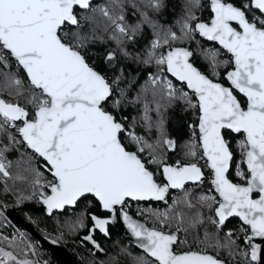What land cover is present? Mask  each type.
<instances>
[{
	"label": "snow or ice",
	"instance_id": "6c2138e0",
	"mask_svg": "<svg viewBox=\"0 0 264 264\" xmlns=\"http://www.w3.org/2000/svg\"><path fill=\"white\" fill-rule=\"evenodd\" d=\"M204 6L184 0L177 32L156 18L167 0H0V179L30 173L31 195L20 200L38 197L50 216L93 197L109 218L90 215L83 241L102 251L94 233L107 236L122 216L143 253L135 264H264V0H207V20L197 15ZM197 36L216 45L201 49L207 71L184 46ZM141 39L142 51L130 50ZM109 42V67L153 69L134 96L137 78L90 62V46ZM177 102L196 122L183 158L169 162L178 142L167 112ZM125 105L140 106L139 120L121 115ZM20 146L31 156L8 159ZM131 201L167 208L148 210V227L126 211ZM83 215L71 231L86 227ZM231 218L240 224L224 231ZM0 241V264H41L22 236Z\"/></svg>",
	"mask_w": 264,
	"mask_h": 264
},
{
	"label": "trees",
	"instance_id": "16d2710c",
	"mask_svg": "<svg viewBox=\"0 0 264 264\" xmlns=\"http://www.w3.org/2000/svg\"><path fill=\"white\" fill-rule=\"evenodd\" d=\"M184 0H167V7L163 10L162 13L156 16L157 19L160 20L161 23L165 25H171L173 30L179 32V26L176 23L178 17L182 14V4ZM103 3V0L97 2ZM204 7L197 10V15H199L202 19H209L210 13L207 10V0H203ZM130 22H135L136 17L129 15L128 17ZM105 40H107V36L105 34ZM199 41V46L197 44ZM144 44V40L141 39L138 44L131 45L130 50L142 51V46ZM194 52L193 63L196 67L201 70L207 71L206 60L202 54V48L211 47L208 44H205L201 39L196 38L186 45ZM115 45L112 42L107 44L96 43L90 46V62L97 66V68L106 73L109 77H112L115 74H118L119 69H123L125 74L127 75L129 80L133 78H137L135 83L133 84L132 91L130 96H134L135 92L139 90L140 85L147 79V72L152 71V68H147L144 65L135 64L131 61H122L118 64L117 68H111L103 61V56L106 48H114ZM220 59L228 60L227 56L221 52ZM15 71V69H13ZM225 69H221V82L226 83L223 80V72ZM20 74L23 75V72ZM140 106L136 105H125L123 112L121 115H126L129 117L130 121L132 118H136L139 120L140 116ZM154 116V114H153ZM167 128L170 135L175 138L178 142V148L175 153H168L169 162H174L177 159L183 158L184 145L191 138V129L189 127L190 124L195 123V116L192 111L185 110V107L182 103L177 102V104L170 108L167 112ZM137 131H141V127H137ZM229 139L233 142V149L236 148V141L239 139L238 137H234L229 134ZM22 154H27L31 156V152L27 150L25 147L20 146L18 149H13L9 152L8 159L12 161H18L21 158ZM239 159V154L237 153V162ZM203 162L201 161V164ZM36 166H41L42 161L37 159L35 161ZM21 170L26 167V165H21ZM40 171L44 172V175L47 179H51L49 174L45 172L43 167H40ZM205 183L202 188L206 191L209 187L208 185V173L205 170ZM15 174V169H14ZM23 175L28 177L26 180H16V179H7L6 183L4 179H0V205H3L0 208V236L8 237L9 239L19 240V235L15 228L7 221L5 217V211L10 208H15L19 210L20 215L29 220L32 225L44 236L50 237L52 239H56L60 244L65 245L77 259L79 264H103L107 260L112 261L114 264H135V257L142 255L143 253L129 245L125 240L121 238L119 234H117L113 229L109 230V237L105 238L97 231L94 233V239L100 245L102 251L97 250L94 245L90 242L83 241V236L89 234V229L92 227V222L90 219V215L95 214L96 216H103L101 213L99 204L91 197H87L86 199H82L78 202L77 206L72 209H66L61 213L53 214L51 217H47L45 213L36 212L33 210H21V207L27 203V199L20 200L21 196L31 195L32 188L30 185L31 174L28 172H23ZM234 180L238 181L234 175L232 177ZM179 193L174 192L171 194L172 197L178 195ZM213 194V193H212ZM214 195V194H213ZM168 203H171V199L168 200ZM167 208L165 206H156V205H132V209L129 213L138 217L142 221H144L149 227L153 226L154 219L148 214V210H160L163 211ZM141 211L145 212V215H139ZM83 215V222L86 225L84 228H79L75 231H71L68 227V223L71 221H75L78 216ZM240 224L237 219H232L226 223L224 231L228 229H235ZM25 239L33 242L27 235H25ZM24 239V238H23ZM24 239V242H25ZM3 242L0 241V244ZM34 243V242H33ZM189 244H193V238L189 236ZM241 248H243V241L240 242ZM5 247H7L5 245ZM11 250V249H9ZM222 255H226V253H222Z\"/></svg>",
	"mask_w": 264,
	"mask_h": 264
},
{
	"label": "water",
	"instance_id": "95a60500",
	"mask_svg": "<svg viewBox=\"0 0 264 264\" xmlns=\"http://www.w3.org/2000/svg\"><path fill=\"white\" fill-rule=\"evenodd\" d=\"M99 1H101V0H97V2H99ZM198 38L201 39L205 44L216 46L213 42H208L204 38H201V37H198ZM225 54L230 59L229 54H227V53H225ZM193 58H194V52H193V57L191 58L192 59V62H193ZM43 163L44 162L42 161V165H43ZM174 192H176V191L173 190L170 193V195L172 193H174ZM213 194L215 195V193H213ZM89 197H91V196H89ZM91 198H93V197H91ZM130 203L137 204V205H145V204L146 205H156V206H165V205H167V204H165V202H155V201H153V202H144V201L135 202V201H131ZM99 207H100V205H99ZM67 209L72 210L74 208H67ZM21 210H23V211L33 210V211H36V212L45 213V215L47 217H51L52 216V215L50 216L47 213L46 206L41 201H39V204L38 205H36V204H25L24 206L21 207ZM100 211H101L102 214H104V216L101 217V218H109V213L106 212L105 210H102L101 207H100ZM56 213H61V212H56ZM130 215H132L135 219H137L141 223H145L144 221H142L138 217L134 216L133 214H130ZM5 217H6L7 221L13 227H15L16 229L22 231L25 235H27L35 243V245L39 249H41L43 252L47 253V255H49L51 258H53L54 261L57 264H79V262L74 257V255L72 254V252L65 245L60 244L59 242L53 243L52 242L53 241L52 238L46 237L43 234H41L32 225V223L29 220L23 218L20 215L18 209H15V208L7 209L5 211ZM232 219H237V218H231L230 220H232ZM91 222H92V226H93V221L91 220ZM146 226H148V225L146 224ZM110 228L113 229L117 234H119L121 236V238L123 240H125L129 245L133 246L134 248H136L137 250H139L140 252H142V250L138 247V242H137L136 238L132 236L131 232L126 227V225H125V223H124V221L122 219V216H118L116 218V220L113 221L108 226V235L107 236L104 233H101L99 230H97V232L99 234H101L103 237L108 238L109 237V230H110Z\"/></svg>",
	"mask_w": 264,
	"mask_h": 264
},
{
	"label": "built area",
	"instance_id": "2783aa9c",
	"mask_svg": "<svg viewBox=\"0 0 264 264\" xmlns=\"http://www.w3.org/2000/svg\"><path fill=\"white\" fill-rule=\"evenodd\" d=\"M211 47H216V46H213V45H210ZM223 52V51H222ZM223 54H225L223 52ZM226 55V54H225ZM227 56V55H226ZM227 59H229V57L227 56ZM16 70V69H15ZM21 76H23L22 74H20ZM39 199L38 197H33L31 200L27 199V203L29 204H36L38 205L39 204ZM132 205H137V204H132L129 202V207L126 209V211H130V210H133L132 209ZM27 243L33 245L36 249V252H37V255L32 257V259L34 260H39L41 262V264H57L53 258H51L49 255H47V253L43 252L41 249H39L35 243L33 244V242H31L30 240H27Z\"/></svg>",
	"mask_w": 264,
	"mask_h": 264
},
{
	"label": "rangeland",
	"instance_id": "374dc122",
	"mask_svg": "<svg viewBox=\"0 0 264 264\" xmlns=\"http://www.w3.org/2000/svg\"><path fill=\"white\" fill-rule=\"evenodd\" d=\"M15 228V227H14ZM15 230L17 231V233H18V235H19V237H23L24 239L26 238V237H24L25 236V234L22 232V231H20V230H18V229H16L15 228ZM25 242L27 243V239H25ZM34 244V243H33ZM32 258V257H31ZM103 264H114L112 261H109V260H107L106 262H103Z\"/></svg>",
	"mask_w": 264,
	"mask_h": 264
},
{
	"label": "flooded vegetation",
	"instance_id": "af4514ba",
	"mask_svg": "<svg viewBox=\"0 0 264 264\" xmlns=\"http://www.w3.org/2000/svg\"><path fill=\"white\" fill-rule=\"evenodd\" d=\"M104 216V215H103ZM103 216H101V217H103Z\"/></svg>",
	"mask_w": 264,
	"mask_h": 264
}]
</instances>
